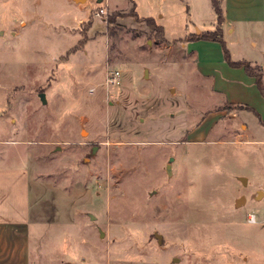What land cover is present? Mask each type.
I'll use <instances>...</instances> for the list:
<instances>
[{
	"label": "rangeland",
	"instance_id": "374dc122",
	"mask_svg": "<svg viewBox=\"0 0 264 264\" xmlns=\"http://www.w3.org/2000/svg\"><path fill=\"white\" fill-rule=\"evenodd\" d=\"M73 1L0 0V258L264 264V121L184 49L209 0Z\"/></svg>",
	"mask_w": 264,
	"mask_h": 264
},
{
	"label": "crops",
	"instance_id": "0c3cea01",
	"mask_svg": "<svg viewBox=\"0 0 264 264\" xmlns=\"http://www.w3.org/2000/svg\"><path fill=\"white\" fill-rule=\"evenodd\" d=\"M74 3L78 6L85 4ZM209 3L212 7L211 0ZM220 8L221 22L217 21L212 7L215 15L213 19L211 17L208 29L206 26H202V29L199 27L200 23L197 25L190 20L195 32L189 35L198 36L203 32L218 30V38L224 43L230 59L246 60L259 65L263 72L264 83V0H220ZM208 14L211 15V11L208 10ZM158 17L155 20L160 24L162 15L159 14ZM184 49L194 58L196 70L208 82L212 92L223 101L241 107V113L246 112L250 115L249 124L244 123L245 141H248L249 134L261 129L264 121V93L257 88L254 77L249 76L242 66H230L225 61L221 43L216 40L196 37L187 39ZM1 219L5 218H0L2 227L9 226L13 222L6 223ZM14 250L18 251L14 258H0V264H28L24 251L19 253L17 247Z\"/></svg>",
	"mask_w": 264,
	"mask_h": 264
},
{
	"label": "trees",
	"instance_id": "16d2710c",
	"mask_svg": "<svg viewBox=\"0 0 264 264\" xmlns=\"http://www.w3.org/2000/svg\"><path fill=\"white\" fill-rule=\"evenodd\" d=\"M212 7L215 11V14L217 16V21L221 22L222 17H221V8H220V0H211ZM145 21L150 23L152 28L155 29L156 31L159 32L161 36H163V27L161 25H156L154 24V20L152 18H145ZM111 22V20L109 21ZM196 38L199 39H208V40H216L221 43L223 52H224V58L225 61L230 65V66H242L245 70V72L249 75L254 77L255 83L257 88L261 93H264V83H263V72L261 70V67L257 64H252L249 61L246 60H240V61H232L229 57L228 51L224 45V43L218 38V30L214 32H203L200 35L196 36Z\"/></svg>",
	"mask_w": 264,
	"mask_h": 264
},
{
	"label": "water",
	"instance_id": "95a60500",
	"mask_svg": "<svg viewBox=\"0 0 264 264\" xmlns=\"http://www.w3.org/2000/svg\"><path fill=\"white\" fill-rule=\"evenodd\" d=\"M75 2L79 3V2H85L86 0H74ZM1 33V31H0ZM145 75H146V72H145ZM39 97L40 99L42 100V102L44 103L45 102V95L44 93H40L39 94ZM172 161V157L169 158V162L168 164L166 165V171L168 174H170L171 170H170V162ZM241 180H244V178H241ZM258 194H262L261 191L258 192ZM245 201V198L244 197H240L236 200V204H240L241 202H244ZM89 217L91 220H94L95 219V216L92 215V214H89ZM103 234L102 231H100V236ZM156 239H157V242L160 244L162 242V236L160 234H156L155 235ZM177 259L174 258L173 261H176ZM67 264H70V263H67Z\"/></svg>",
	"mask_w": 264,
	"mask_h": 264
},
{
	"label": "built area",
	"instance_id": "2783aa9c",
	"mask_svg": "<svg viewBox=\"0 0 264 264\" xmlns=\"http://www.w3.org/2000/svg\"><path fill=\"white\" fill-rule=\"evenodd\" d=\"M96 16H101L105 14L104 9L100 8L98 11H96L94 13ZM119 77H120V71L119 70H112L109 75L107 76V83L109 85H114V84H118L119 82ZM93 91V89L91 90ZM253 220H255L254 215L252 216Z\"/></svg>",
	"mask_w": 264,
	"mask_h": 264
}]
</instances>
